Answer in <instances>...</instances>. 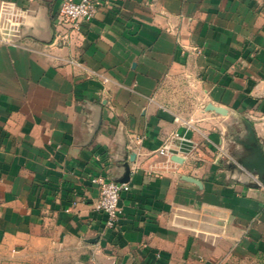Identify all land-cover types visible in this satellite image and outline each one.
<instances>
[{
    "label": "crops",
    "instance_id": "0c3cea01",
    "mask_svg": "<svg viewBox=\"0 0 264 264\" xmlns=\"http://www.w3.org/2000/svg\"><path fill=\"white\" fill-rule=\"evenodd\" d=\"M5 1L2 264H264V0H98L61 47L60 0ZM127 169L107 228L91 179Z\"/></svg>",
    "mask_w": 264,
    "mask_h": 264
},
{
    "label": "built area",
    "instance_id": "2783aa9c",
    "mask_svg": "<svg viewBox=\"0 0 264 264\" xmlns=\"http://www.w3.org/2000/svg\"><path fill=\"white\" fill-rule=\"evenodd\" d=\"M98 3V0H60L57 17L58 28L51 44L57 47L71 45L73 36L81 30L82 24L95 17ZM22 17L23 11L15 3L0 0V43L11 46L24 44L21 38ZM66 62L74 66H81L76 57H71ZM91 73L105 80L99 73ZM173 138H180V134L173 133L159 148V154L166 153L167 144ZM222 155H224L223 152H220L219 156ZM91 181L97 186L99 192L95 208L104 215L107 228L116 227L122 213L119 206L120 197L123 192L130 189L128 182L101 176L93 177Z\"/></svg>",
    "mask_w": 264,
    "mask_h": 264
},
{
    "label": "water",
    "instance_id": "95a60500",
    "mask_svg": "<svg viewBox=\"0 0 264 264\" xmlns=\"http://www.w3.org/2000/svg\"><path fill=\"white\" fill-rule=\"evenodd\" d=\"M210 109H214L219 113H225V110L221 107H213V106H209ZM257 157L259 158V160L264 164V157L261 153L260 148L257 149ZM174 159H177V156H174ZM129 177V170L127 169L124 177L121 179V182H127ZM187 180L194 182L196 184H200L198 180L194 179V178H190V177H186Z\"/></svg>",
    "mask_w": 264,
    "mask_h": 264
},
{
    "label": "rangeland",
    "instance_id": "374dc122",
    "mask_svg": "<svg viewBox=\"0 0 264 264\" xmlns=\"http://www.w3.org/2000/svg\"><path fill=\"white\" fill-rule=\"evenodd\" d=\"M0 256H1V253H0ZM3 263V261H2V259L0 258V264H2ZM5 263V262H4Z\"/></svg>",
    "mask_w": 264,
    "mask_h": 264
}]
</instances>
